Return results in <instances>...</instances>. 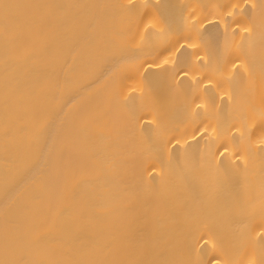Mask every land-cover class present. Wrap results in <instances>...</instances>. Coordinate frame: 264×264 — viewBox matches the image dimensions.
I'll use <instances>...</instances> for the list:
<instances>
[{"label": "bare ground", "instance_id": "obj_1", "mask_svg": "<svg viewBox=\"0 0 264 264\" xmlns=\"http://www.w3.org/2000/svg\"><path fill=\"white\" fill-rule=\"evenodd\" d=\"M0 264H264V0H0Z\"/></svg>", "mask_w": 264, "mask_h": 264}]
</instances>
